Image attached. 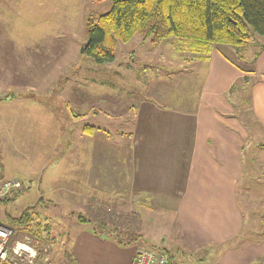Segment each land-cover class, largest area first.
<instances>
[{"label": "rangeland", "instance_id": "1", "mask_svg": "<svg viewBox=\"0 0 264 264\" xmlns=\"http://www.w3.org/2000/svg\"><path fill=\"white\" fill-rule=\"evenodd\" d=\"M111 3L0 0V169L3 166L7 177H0V182L15 178L22 182L15 201L0 205V223H5V213L16 216L47 192L49 180L56 174V163L59 169L78 160L75 155L63 158L61 154L66 149L86 146V142L89 147H101V142L109 147L129 143L130 148L133 142L122 132H127L134 121L131 105L160 98L165 86L170 87V93H176L181 85L188 88L191 75L183 70L195 68L201 53V47L190 39L170 37L152 43L135 34L126 42L117 40L114 58L105 62H97L85 49L81 51L87 16L108 11ZM252 37L264 39L257 33ZM192 94L193 91L185 92L186 98ZM86 125L94 126L91 132L84 129ZM56 138L58 143L52 150ZM144 157L149 158L147 154ZM150 160L156 162L158 157ZM252 189L260 188L246 176L237 183L248 219L229 243V249L264 241V217L257 199L260 193H250ZM63 201L51 200L37 209L40 222L51 224L54 238L38 247L31 244L39 249L48 247V264H121L112 252H99L81 239L87 231L103 241L115 239L108 231L100 235L91 231V227L98 226L96 220L104 216L108 220L106 229L118 236L123 243L114 242L122 248L163 244L175 263L222 264V245L186 238L173 212L154 209L148 213L152 218L133 224L132 219L114 214L110 199L105 212H80L91 220L84 224L76 220L75 214L81 210L79 203ZM123 208L128 210V206ZM127 230L133 233L131 242H126ZM25 237L30 235L16 232L12 240ZM251 264H264V254L256 256Z\"/></svg>", "mask_w": 264, "mask_h": 264}, {"label": "crops", "instance_id": "2", "mask_svg": "<svg viewBox=\"0 0 264 264\" xmlns=\"http://www.w3.org/2000/svg\"><path fill=\"white\" fill-rule=\"evenodd\" d=\"M263 44L264 39L252 37L237 46H201L197 66L183 70L191 75L187 89L181 85L170 93L165 86L160 98L131 105L134 121L122 132L133 142L130 148L129 143L89 147L86 142L66 149L63 158L75 155L78 160L59 169L56 163V174L41 196L57 203H79L81 213H100L112 199L114 214L132 219L133 224L152 218L148 213L154 209L173 212L186 238L222 245V264H251L264 254V241L231 249L229 243L248 219L237 192L244 176L260 188L250 193H260L257 199L264 217ZM186 91H193L191 97L186 98ZM57 143L56 138L52 150ZM152 156L158 160L151 162ZM0 177L7 178L3 166ZM81 239L99 252H112L121 264L132 263L136 244L122 248L88 231Z\"/></svg>", "mask_w": 264, "mask_h": 264}, {"label": "trees", "instance_id": "3", "mask_svg": "<svg viewBox=\"0 0 264 264\" xmlns=\"http://www.w3.org/2000/svg\"><path fill=\"white\" fill-rule=\"evenodd\" d=\"M111 1L108 11L97 16L89 14L85 20V52L97 62L111 61L116 41L126 42L135 34L152 43L170 37L190 39L191 43L200 47L211 43L242 45L250 41L253 33L264 37V0ZM93 128V125L84 126L87 132ZM19 189L1 196L0 205L15 201ZM50 201L40 196L34 204L23 208L16 216L5 213V224L12 227L15 233L22 231L30 235L31 243L36 247L41 242H49L54 238L51 224L40 222L37 209ZM75 215L78 222L91 223L80 212ZM96 221L98 226L91 227L93 234L100 235L108 231L115 238L113 241L123 243L117 239V235L114 236L112 231L106 229L108 220L105 216ZM41 231L44 232L43 236ZM126 234V242H131L129 238L133 233L127 230ZM168 259L171 264H178L169 256Z\"/></svg>", "mask_w": 264, "mask_h": 264}, {"label": "built area", "instance_id": "4", "mask_svg": "<svg viewBox=\"0 0 264 264\" xmlns=\"http://www.w3.org/2000/svg\"><path fill=\"white\" fill-rule=\"evenodd\" d=\"M20 180H2L0 197L19 188ZM15 230L0 223V264H48V247L40 249L31 244L30 238L12 240ZM131 264H171L165 251L159 247L139 246L135 249Z\"/></svg>", "mask_w": 264, "mask_h": 264}, {"label": "water", "instance_id": "5", "mask_svg": "<svg viewBox=\"0 0 264 264\" xmlns=\"http://www.w3.org/2000/svg\"><path fill=\"white\" fill-rule=\"evenodd\" d=\"M84 49H85V44H84L83 47L81 48V51H84Z\"/></svg>", "mask_w": 264, "mask_h": 264}]
</instances>
